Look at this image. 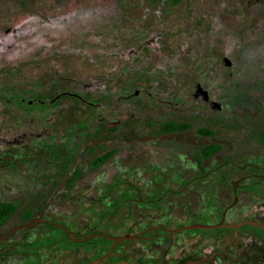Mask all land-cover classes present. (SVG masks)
Segmentation results:
<instances>
[{
  "label": "rangeland",
  "instance_id": "374dc122",
  "mask_svg": "<svg viewBox=\"0 0 264 264\" xmlns=\"http://www.w3.org/2000/svg\"><path fill=\"white\" fill-rule=\"evenodd\" d=\"M144 22L162 28L158 41L165 54L163 60L143 41ZM115 26L120 33L128 34L129 40L122 37V41L146 46L141 51H130L128 62L127 51L117 48L99 51L93 61L90 52H78L79 60L75 55L71 58L68 74L76 78L71 85L82 84L85 94L96 102L103 100L110 106L115 102L114 113L106 108L98 110L102 119L95 126L93 145L78 155L76 166L82 174L71 189L54 190L62 180L63 156L70 162L74 154H69L71 149L60 137V129L54 133L61 148L59 142L56 148L43 147L39 136L34 147L18 148L15 159L0 150V200L17 203L9 221L49 202L89 206L153 201L157 206H152V211L194 209L196 216L192 219L204 212L206 218L199 217V221L215 222L221 209L215 194L226 193L229 202L232 190H194L197 197L189 204L182 200L186 195H178L172 205L166 200L156 203L155 198L164 191L159 189H230L233 183L264 187V177L257 178L251 175L250 168L242 167L246 163L264 164V144L260 141L264 131V0H179L159 7L133 2ZM223 57L230 60V65L222 64ZM193 80L208 90L218 107L210 108L200 98L187 97ZM134 88L153 91L167 105L154 97L133 94ZM109 95L112 98L107 101ZM89 118L83 104V138ZM111 119L120 123L108 130L105 122ZM168 120L186 121L189 127L179 132H161L160 124ZM4 123L2 132H7L10 119ZM202 128L212 133H201ZM209 143H218L219 150L202 156V147ZM107 151L112 153L104 162L92 165L98 155ZM237 193L240 203L231 220L250 215L264 218V190ZM68 218L71 223L76 217ZM193 229L198 234L216 235L218 244L221 241V231Z\"/></svg>",
  "mask_w": 264,
  "mask_h": 264
},
{
  "label": "flooded vegetation",
  "instance_id": "af4514ba",
  "mask_svg": "<svg viewBox=\"0 0 264 264\" xmlns=\"http://www.w3.org/2000/svg\"><path fill=\"white\" fill-rule=\"evenodd\" d=\"M178 1L0 0L1 152L15 159L18 148L34 147L33 142L39 136L43 147L56 148L59 142L61 148L54 133L60 129V137L68 142L71 149L69 154H74L70 162L63 156L62 180L54 190L71 189V184L82 174L76 166L78 155L80 151L91 148L95 126L102 119L98 110L106 108L109 113L115 112L114 101L112 106L103 100L96 102L85 94L87 90L82 84L80 87L71 85L76 82V78L68 74L71 58L75 55L79 60L78 52L79 55L90 52L88 54L93 61L98 58L99 51L112 52L117 48L127 51L125 60L128 62L132 55L130 51H141L146 45L125 42L124 39L129 40L128 34L119 32L116 20L122 19L133 2L159 7L162 3L176 4ZM144 23L143 41L163 60L165 54L158 41L162 28ZM147 42L154 43V46ZM222 64L228 66L230 60L223 57ZM196 83L199 82L192 81V90L187 97L200 98L210 108L218 107L200 83L207 91V97L195 95ZM133 94L154 97L155 101L167 105V101L154 96L156 94L146 88H134ZM111 96H106L107 101ZM210 101H213L212 106ZM83 104L90 115V122L85 124L87 132L84 138ZM7 118L11 125L7 132H2ZM113 122L116 124L111 125ZM119 123L118 119H111L105 122V126L113 130ZM163 123L159 126L161 132H179L189 127L186 122L187 126L182 129L162 130ZM66 163H69L67 169ZM242 167L250 168L251 175L257 178L264 177V164L246 163ZM159 190L164 191L155 198L156 203L166 200L172 205L178 195H186L187 198L182 197V200L189 204L193 197H197L194 190H232V198L227 202L226 193L218 191L215 194L221 207L215 222L199 221V217L206 218L204 212L198 213L197 219H192L196 216L194 209L152 211L150 208L157 206L153 201L150 204L122 202L89 206L45 203L37 210L27 209L30 211L28 217H24L22 212L18 218L11 221L7 218L0 223V264H264V228L251 224L209 228L221 231L219 244L215 240L216 235L198 234L190 228L175 230L196 222L232 223L243 219L264 222L259 215L231 220V214L237 211L240 203L238 190H264V187H241L233 183L230 189L177 186ZM70 215L76 217L71 223ZM51 228L56 231L52 232ZM148 245L153 250H149Z\"/></svg>",
  "mask_w": 264,
  "mask_h": 264
},
{
  "label": "trees",
  "instance_id": "16d2710c",
  "mask_svg": "<svg viewBox=\"0 0 264 264\" xmlns=\"http://www.w3.org/2000/svg\"><path fill=\"white\" fill-rule=\"evenodd\" d=\"M187 126L186 122H177V121H167L164 122L161 126L162 130H179ZM200 131L204 133H210V130L207 129H199ZM260 141L264 144V131L260 134ZM219 148L218 144H209L201 149V153L203 155H210L217 151ZM112 151H107L101 155H98L92 162V165L97 166L104 162L110 155ZM78 170L75 171L73 178H71L69 181L74 180V176H76ZM17 203L10 202V201H4L0 200V223L4 220H6L14 211L16 210ZM30 214V211L26 210L24 211L23 215L24 217H28Z\"/></svg>",
  "mask_w": 264,
  "mask_h": 264
},
{
  "label": "water",
  "instance_id": "95a60500",
  "mask_svg": "<svg viewBox=\"0 0 264 264\" xmlns=\"http://www.w3.org/2000/svg\"><path fill=\"white\" fill-rule=\"evenodd\" d=\"M225 64H227V60L225 59ZM195 88V95L200 94L202 96V98H206L207 97V91L205 89H203L199 83H196L194 85ZM211 106L213 101H210ZM116 124V122H113L111 125ZM243 224H251V225H255L258 226L260 228H264V222H259L256 220H252V219H243V220H239L236 222H232V223H216V224H204V223H192L190 225H186V226H180L178 228H176L175 230L181 229V228H202V229H209V228H215V227H220V226H230V227H237Z\"/></svg>",
  "mask_w": 264,
  "mask_h": 264
}]
</instances>
